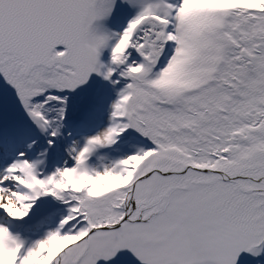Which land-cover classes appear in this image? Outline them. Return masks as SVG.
<instances>
[{
    "label": "snow or ice",
    "instance_id": "snow-or-ice-1",
    "mask_svg": "<svg viewBox=\"0 0 264 264\" xmlns=\"http://www.w3.org/2000/svg\"><path fill=\"white\" fill-rule=\"evenodd\" d=\"M0 264H264V0H0Z\"/></svg>",
    "mask_w": 264,
    "mask_h": 264
}]
</instances>
